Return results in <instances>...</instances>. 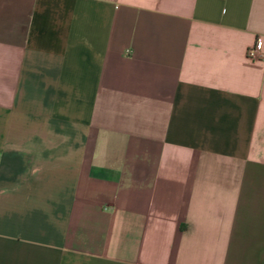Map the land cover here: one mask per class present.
<instances>
[{
    "label": "crops",
    "instance_id": "0c3cea01",
    "mask_svg": "<svg viewBox=\"0 0 264 264\" xmlns=\"http://www.w3.org/2000/svg\"><path fill=\"white\" fill-rule=\"evenodd\" d=\"M264 0H0V264H264Z\"/></svg>",
    "mask_w": 264,
    "mask_h": 264
},
{
    "label": "built area",
    "instance_id": "2783aa9c",
    "mask_svg": "<svg viewBox=\"0 0 264 264\" xmlns=\"http://www.w3.org/2000/svg\"><path fill=\"white\" fill-rule=\"evenodd\" d=\"M247 53L252 59H261L264 56L261 37H257L255 42L249 46Z\"/></svg>",
    "mask_w": 264,
    "mask_h": 264
}]
</instances>
